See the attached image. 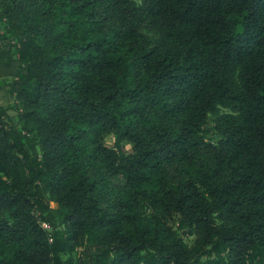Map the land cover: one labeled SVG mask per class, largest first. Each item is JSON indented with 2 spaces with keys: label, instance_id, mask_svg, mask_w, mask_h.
Masks as SVG:
<instances>
[{
  "label": "trees",
  "instance_id": "16d2710c",
  "mask_svg": "<svg viewBox=\"0 0 264 264\" xmlns=\"http://www.w3.org/2000/svg\"><path fill=\"white\" fill-rule=\"evenodd\" d=\"M0 24V264H264V0H0Z\"/></svg>",
  "mask_w": 264,
  "mask_h": 264
},
{
  "label": "rangeland",
  "instance_id": "374dc122",
  "mask_svg": "<svg viewBox=\"0 0 264 264\" xmlns=\"http://www.w3.org/2000/svg\"><path fill=\"white\" fill-rule=\"evenodd\" d=\"M4 37H7V36L4 34L2 25L0 24V45L7 43V41L9 40L8 37L6 40ZM12 102H13L12 96L5 95V96H2V98L0 99V103L4 106H9ZM9 114L12 116V121H14L15 120L14 112L9 110ZM105 143L108 146H112L113 145V137L111 135L107 136L105 138ZM125 148L128 150L130 147L128 145H126ZM52 205H54V204L52 203ZM71 256L73 257L74 260L77 257V255L75 253H72ZM67 257H68L67 255H62L63 259H65Z\"/></svg>",
  "mask_w": 264,
  "mask_h": 264
}]
</instances>
